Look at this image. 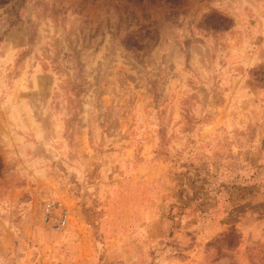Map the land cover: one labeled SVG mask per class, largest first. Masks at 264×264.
<instances>
[{
	"label": "rangeland",
	"instance_id": "obj_1",
	"mask_svg": "<svg viewBox=\"0 0 264 264\" xmlns=\"http://www.w3.org/2000/svg\"><path fill=\"white\" fill-rule=\"evenodd\" d=\"M0 264H264V0H0Z\"/></svg>",
	"mask_w": 264,
	"mask_h": 264
},
{
	"label": "built area",
	"instance_id": "obj_2",
	"mask_svg": "<svg viewBox=\"0 0 264 264\" xmlns=\"http://www.w3.org/2000/svg\"><path fill=\"white\" fill-rule=\"evenodd\" d=\"M50 207L51 206L49 205L46 208L47 213H46V215L44 217V220L46 222L50 223L51 227H53V228L59 229V228L63 227L66 224V222H67V218H68L67 211H61L58 218H52V216H51L52 213L49 211Z\"/></svg>",
	"mask_w": 264,
	"mask_h": 264
}]
</instances>
